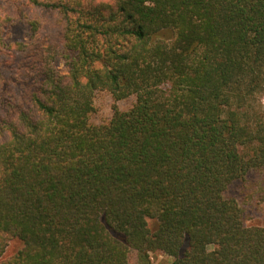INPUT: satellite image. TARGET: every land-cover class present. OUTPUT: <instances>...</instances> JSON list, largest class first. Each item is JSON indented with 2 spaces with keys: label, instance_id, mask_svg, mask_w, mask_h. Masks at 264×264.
<instances>
[{
  "label": "trees",
  "instance_id": "1",
  "mask_svg": "<svg viewBox=\"0 0 264 264\" xmlns=\"http://www.w3.org/2000/svg\"><path fill=\"white\" fill-rule=\"evenodd\" d=\"M263 96L264 0H0V264H264Z\"/></svg>",
  "mask_w": 264,
  "mask_h": 264
},
{
  "label": "rangeland",
  "instance_id": "2",
  "mask_svg": "<svg viewBox=\"0 0 264 264\" xmlns=\"http://www.w3.org/2000/svg\"><path fill=\"white\" fill-rule=\"evenodd\" d=\"M44 26L33 35L30 33V26L23 20L15 21L9 28L8 39L12 41H37L46 34L53 31V14H47L44 17ZM54 66L58 70H63V65L57 59ZM134 96L119 100L116 102L120 110H127L134 103ZM264 103V96L262 98ZM113 99L111 94L106 90H100L95 94L94 106L95 110L90 116L92 124H102L107 122L112 115ZM229 195L235 197L240 206L244 210L245 223L247 225L264 226V169L251 171L245 179L234 182L228 191ZM150 223H152L150 221ZM22 243L18 239L9 241L6 248V254H12L20 250ZM153 264H170L171 257L165 255L161 251L150 253ZM130 260L135 261L134 254L130 255Z\"/></svg>",
  "mask_w": 264,
  "mask_h": 264
}]
</instances>
